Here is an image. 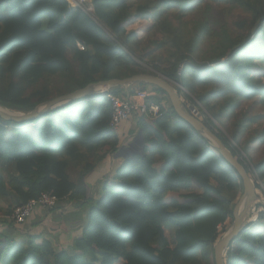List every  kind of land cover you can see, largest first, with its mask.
<instances>
[{"label": "trees", "instance_id": "1", "mask_svg": "<svg viewBox=\"0 0 264 264\" xmlns=\"http://www.w3.org/2000/svg\"><path fill=\"white\" fill-rule=\"evenodd\" d=\"M91 5L94 13L65 0H0V106L28 113L92 83L159 73L264 187V158L253 159L264 147V128L253 130L264 121L254 113L264 109V0ZM138 91L156 93L162 115L138 119L145 154L127 157L93 200L86 177L120 149L107 95ZM0 162L7 229L16 230L17 208L44 194L58 199L55 209L66 201L88 209L82 235L66 250L0 229V264H215L219 228L232 224L243 192L237 171L174 112L164 91L144 83L22 124L0 118ZM226 264H264V213L232 242Z\"/></svg>", "mask_w": 264, "mask_h": 264}, {"label": "water", "instance_id": "2", "mask_svg": "<svg viewBox=\"0 0 264 264\" xmlns=\"http://www.w3.org/2000/svg\"><path fill=\"white\" fill-rule=\"evenodd\" d=\"M140 83L154 86L164 91L168 96L174 112L183 121L189 124L202 138H204L213 147V149H215V151H217L225 159V161L237 171L242 179L243 192L234 206L233 222L214 247L215 264H226V256L229 251V247L231 246L232 242L245 230L246 225L249 222L251 212L254 210L256 203L259 201L257 188L245 167L224 145L222 140L205 125L203 120L199 119L195 112L186 106L178 90L167 78L159 74H141L122 80L112 79L109 81L92 83L87 85L85 88L76 90L73 93L56 97L52 100L44 102L28 113L12 112L0 106V118L4 121L22 124L26 121L38 119L47 113H50L58 108L64 107L78 100L94 95L104 94L110 89L116 87L127 88ZM140 137L141 154L144 155L145 140L142 132H140Z\"/></svg>", "mask_w": 264, "mask_h": 264}, {"label": "crops", "instance_id": "3", "mask_svg": "<svg viewBox=\"0 0 264 264\" xmlns=\"http://www.w3.org/2000/svg\"><path fill=\"white\" fill-rule=\"evenodd\" d=\"M140 130L136 119L124 122L121 125L119 138V151L109 155L103 166L86 177L89 196L93 200L102 197V185L104 180L113 178L116 170L125 162V159L141 150ZM0 173L4 176L7 170L0 162ZM88 196V194H87ZM88 209L78 201H66L58 205L57 209L47 211L39 208L30 220L21 226H16V230H9L8 233L14 239H26L28 236L45 238L53 243L56 249L66 250L72 245L74 239L82 235L87 222ZM18 242V241H17ZM58 246V248H57Z\"/></svg>", "mask_w": 264, "mask_h": 264}, {"label": "built area", "instance_id": "4", "mask_svg": "<svg viewBox=\"0 0 264 264\" xmlns=\"http://www.w3.org/2000/svg\"><path fill=\"white\" fill-rule=\"evenodd\" d=\"M65 1L69 4V7L72 10L80 9L86 13H94L93 6L85 0ZM79 48L80 50H84L82 45H79ZM181 89L185 93H188L183 87H181ZM155 97H157V94L150 91H138L133 94L127 93L125 98L108 94L107 99L113 107V114L110 122L112 131L118 135L121 125L133 118L138 122V119L142 116H147L150 119H157L160 117L162 115V108L153 101V98ZM186 106L192 109L190 104H186ZM253 179L255 178L253 177ZM255 180L257 184L260 185L258 179ZM262 191L264 194V187H262ZM57 203L58 199L55 196L44 194L39 199L32 200L28 204L17 208L10 220L13 221L15 226L24 225L30 220L37 209L43 208L47 211H52L56 208ZM262 213H264V198L256 203L253 214H251L253 216L249 219V223H256ZM3 227L4 224L1 222L0 229L2 228L1 230H3Z\"/></svg>", "mask_w": 264, "mask_h": 264}, {"label": "rangeland", "instance_id": "5", "mask_svg": "<svg viewBox=\"0 0 264 264\" xmlns=\"http://www.w3.org/2000/svg\"><path fill=\"white\" fill-rule=\"evenodd\" d=\"M86 2H88V3H90L91 4V0H85ZM157 74H159V73H157ZM203 109V108H202ZM192 110H193V112H195V114L199 117V119H203V116H202V114L200 113V111H198V108L197 107H193L192 106ZM254 113L256 114V113H264V109H262V108H256V110L254 111ZM262 128H264V121L260 124V125H255L254 126V128H253V130H256V129H262ZM252 133V131L250 132H248L244 137H243V140L244 139H248V138H250V136L252 135L251 134ZM140 137V136H139ZM140 139H141V137H140ZM260 150H257V151H255L254 152V161H259L260 159H262V158H264V147L262 148H259ZM141 151V150H140ZM139 151V152H140ZM246 154L244 153V156H245ZM247 164H249V162H247ZM250 164L251 165H253L251 162H250ZM252 179H253V177H252ZM253 181H254V183H255V185L257 184V182H256V180L255 179H253ZM260 187H261V189L260 188H258L257 189V195H258V198H259V201L258 202H260L263 198H264V194H263V191H262V185H261V183H260ZM255 208V207H254ZM251 214H253V211L251 212ZM253 215H251L250 217H252ZM3 217L4 216H0V221L3 219ZM1 223V222H0ZM230 225L231 224H229L228 222H227V224H226V229H224L223 227H220L219 228V231L221 232V233H223V234H221L222 236L225 234V232L228 230V228L230 227ZM3 228H5V226L3 227ZM2 229V228H1ZM223 230H224V232H223ZM221 236V237H222ZM57 248H58V246H57ZM57 250H60V249H57Z\"/></svg>", "mask_w": 264, "mask_h": 264}, {"label": "clouds", "instance_id": "6", "mask_svg": "<svg viewBox=\"0 0 264 264\" xmlns=\"http://www.w3.org/2000/svg\"><path fill=\"white\" fill-rule=\"evenodd\" d=\"M179 87L181 88L182 86H179ZM251 178H252V177H251ZM249 219H250V217H249ZM248 224H252V223H249V222H248Z\"/></svg>", "mask_w": 264, "mask_h": 264}, {"label": "bare ground", "instance_id": "7", "mask_svg": "<svg viewBox=\"0 0 264 264\" xmlns=\"http://www.w3.org/2000/svg\"><path fill=\"white\" fill-rule=\"evenodd\" d=\"M252 217H250V219H251ZM253 219H254V217H253Z\"/></svg>", "mask_w": 264, "mask_h": 264}]
</instances>
